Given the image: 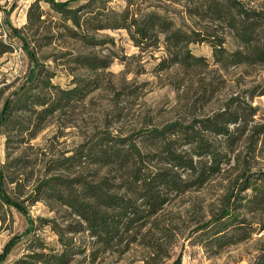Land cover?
Segmentation results:
<instances>
[{"label":"rangeland","instance_id":"374dc122","mask_svg":"<svg viewBox=\"0 0 264 264\" xmlns=\"http://www.w3.org/2000/svg\"><path fill=\"white\" fill-rule=\"evenodd\" d=\"M54 1H70V8L86 2ZM213 1L224 0H97L95 7L105 9L111 20H118L122 11L128 14L127 24L132 18L155 13L167 20L171 30L186 33L190 41L180 57L189 52L201 61L174 65L163 34L137 46L131 38L133 30L82 28L86 40L64 27L47 0H0V41L11 48L0 56V195L24 211L9 207L0 196V264L41 253L36 250L38 239L54 251L64 249L66 241L73 245L76 255L69 264H177L184 251L194 264L254 262L264 244V211L251 214L237 209L234 215L244 217L250 228L245 227L248 238L236 244L219 248L205 243V233L197 232L220 213L231 193H238L241 177L249 175L251 180V173L264 171V133L260 131L264 64L226 66L214 57L213 46L234 52L243 45L223 21L206 13V3ZM234 1L247 12L264 15V0ZM13 29L19 31V38ZM79 84L86 93L82 98L61 100L54 113L39 116L34 96L48 103L61 97L60 90ZM19 98L25 108L15 106L4 121L5 108ZM237 105L251 106L256 112L237 125L240 130L228 127L233 144L205 130V120H215L217 113L230 112ZM171 125L175 128L165 133V139L172 152L190 159L191 146L198 143L187 145L182 136L187 132L221 155L217 172L207 174L202 184L186 183L192 186L161 195L166 200L157 213L109 244L93 238L85 223L42 184L51 179L50 184L62 191L54 180L59 178L71 182L77 192L85 185L97 187L146 215L144 200L125 188V169L94 164L77 153H86L107 137L111 145L123 141L124 148L133 145L138 150L129 169L139 168L147 175L170 173L181 183L191 181V173L166 162L167 155L154 135ZM66 158L69 161L63 162ZM198 160L211 163L207 157L193 158L194 163ZM240 195L249 198L251 191ZM234 200L231 197L230 208L235 207Z\"/></svg>","mask_w":264,"mask_h":264},{"label":"trees","instance_id":"16d2710c","mask_svg":"<svg viewBox=\"0 0 264 264\" xmlns=\"http://www.w3.org/2000/svg\"><path fill=\"white\" fill-rule=\"evenodd\" d=\"M75 1V0H73ZM51 8L61 16V20L64 23V27L71 32L74 36H78L82 39L84 35L80 30L90 29L93 31H99L104 29H126L129 32L133 30L131 34L132 40L139 46L144 43L146 38L155 37L157 39L158 33L165 35V43L168 44L171 55L173 56L174 65H184L193 61H201L200 58L192 57L189 52L184 53L180 57L183 46L188 43L189 36L181 30H171V26L164 18H161L155 13H148L138 19L132 18L127 24V12L122 11L119 13L118 20H111L107 14L103 12V8L95 7L97 0H86L85 3L79 5L76 8H70V1L57 3L54 0H47ZM206 13L210 14L211 18H215L217 21H223L228 28H230L239 42L243 45V49L240 51L227 52L219 45L213 46L214 57L222 62L224 65L236 66L239 64H264V15L261 13L247 12L242 6L234 0L213 1L212 3H206ZM103 16V18H102ZM67 23H70L68 25ZM127 24V25H126ZM14 34L19 38V31L13 29ZM137 36L136 38L134 36ZM89 40V39H88ZM9 45L0 41V56L11 52ZM91 60V59H90ZM90 60H87L88 64H91ZM84 87L82 84L76 85L69 90H60L61 97L56 100L45 102L37 97H33L35 105L40 106L42 114L50 115L56 111L60 106L61 100H72L82 98L84 93ZM24 93V97H25ZM264 95V91L262 93ZM29 96V95H28ZM28 100V99H27ZM39 100V101H38ZM25 101L19 98L14 104H9L4 110V121L8 118L12 109L16 106L19 110L25 108ZM48 105L49 107H47ZM256 112V109L251 106L237 105L232 111H222L217 113L212 119H207L203 122L205 130L215 133L218 136L225 138L226 142L233 144L235 139L232 133L229 131V126L237 127L240 122H244L250 119ZM175 128L171 125L164 129L162 132L154 131L155 137H157L162 145L163 153L166 156V162L171 164L175 168L183 169V171L189 172L194 178L191 181L179 182L175 176L170 173H150L142 174L140 169L131 170L129 167L134 162L133 155H139L137 149L130 145L128 148H124L121 144L123 141H118L111 145L112 140L107 141V137H104L100 142L94 144L91 149H88L86 153H77L81 157L94 160V164H114L122 169L126 170L128 181L125 188L134 194L139 195V199L144 200L145 206L148 207L146 215L140 214L135 207L129 203V201H123L122 198L115 195H110L105 191L98 189L97 187L85 185V189L80 192L74 191L71 188V182L68 180L54 179L60 186L62 185V191H58L52 186L51 179L44 181L42 184L51 190L48 193L54 196L56 200L60 201L71 209L72 213L83 221L86 225V230L93 238L109 244L114 238L120 236L123 232H126L133 228L135 224H139L143 219L157 213L161 206L165 202L163 194L176 193L187 187V184L197 183L202 184L205 181L206 175L217 172L221 155L215 151L209 150L207 145L200 140H196L187 132H183L182 136L186 140L187 145L198 143L194 147L191 146L192 156L188 160H184L181 155L176 154L170 149L171 143L166 142L165 133L168 130ZM260 131L264 133V126L260 127ZM173 134V133H172ZM179 135L181 134L178 133ZM201 159L207 157L211 160L210 165L202 163L198 160L194 163L193 158ZM66 158L63 162H68ZM251 180L249 175L241 177V181L237 183L238 193H231L228 196L227 204L221 209L220 213L207 223L206 226L197 230L205 233L203 241L205 243H213L218 245L219 248L239 243L248 238L249 233L245 230V227H249L244 217L240 218L239 215H234L237 209H242L248 213H255L264 211V171H257L251 173ZM184 184V185H183ZM125 189V190H126ZM251 191V196L242 197L240 192ZM162 193V194H161ZM2 202L9 207H14L16 210L23 213V207L14 202L12 199L0 195ZM231 197H235V207L230 208L229 202ZM243 202V204H242ZM238 204V205H237ZM111 213V214H110ZM250 228V227H249ZM231 232L230 237L227 236ZM202 238V237H201ZM235 238V239H234ZM202 240V239H201ZM36 250H40L41 253L28 254L27 259H17L9 264H69L72 261L74 255H76L73 245L68 244L67 241L63 246L64 249L60 251H54L50 249L47 244L38 239ZM206 246V245H205ZM259 255L256 257L252 264H264V244L259 249ZM7 264V263H4Z\"/></svg>","mask_w":264,"mask_h":264},{"label":"built area","instance_id":"2783aa9c","mask_svg":"<svg viewBox=\"0 0 264 264\" xmlns=\"http://www.w3.org/2000/svg\"><path fill=\"white\" fill-rule=\"evenodd\" d=\"M177 264H194V260L190 257V254L184 251L179 258Z\"/></svg>","mask_w":264,"mask_h":264}]
</instances>
